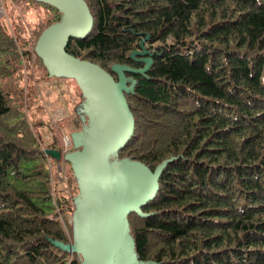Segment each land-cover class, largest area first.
Segmentation results:
<instances>
[{"label":"trees","instance_id":"trees-1","mask_svg":"<svg viewBox=\"0 0 264 264\" xmlns=\"http://www.w3.org/2000/svg\"><path fill=\"white\" fill-rule=\"evenodd\" d=\"M26 1L48 14L37 9L29 24L12 12L20 0H0V264H82L61 247L73 243L82 192L62 137L80 138L72 122L86 106L64 99L69 79L51 78L35 51L64 13ZM85 2L94 26L65 53L116 80L114 64L135 70L126 72L135 131L117 156L153 172L173 159L147 216L127 219L138 259L264 264V0ZM45 89L65 107L60 120Z\"/></svg>","mask_w":264,"mask_h":264},{"label":"water","instance_id":"water-1","mask_svg":"<svg viewBox=\"0 0 264 264\" xmlns=\"http://www.w3.org/2000/svg\"><path fill=\"white\" fill-rule=\"evenodd\" d=\"M37 1L60 8L65 16L63 22L43 31L35 46L36 54L51 78L78 80L85 96L98 104L97 112L90 114L94 113L92 123L75 140L84 141L82 149L67 154L65 159L71 163L76 179L87 186L88 192L81 190V195L86 196L93 185L110 187L104 196L94 195L95 200L88 207L76 210L73 243L61 247L79 254L82 264H146L136 255L127 219L132 213L147 216L142 208L155 199L161 176L173 159L163 162L154 172L138 161L119 159L117 154L135 131V119L126 98L132 91V80L126 72L135 70L114 64L111 71L118 76L116 80L102 67L65 53L71 38L84 39L94 26L85 0ZM64 9L69 11L68 16ZM144 61L148 62V69L152 61ZM129 240L134 252L127 259Z\"/></svg>","mask_w":264,"mask_h":264},{"label":"rangeland","instance_id":"rangeland-1","mask_svg":"<svg viewBox=\"0 0 264 264\" xmlns=\"http://www.w3.org/2000/svg\"><path fill=\"white\" fill-rule=\"evenodd\" d=\"M30 5L31 6H29V3L26 0H20V2H18V4L16 6L12 5L11 9H12L13 13L18 14L21 17L25 13L26 14L25 19H26L27 23H29V24L33 23V20L38 19V10L37 9L44 10L42 12L43 15L45 13L48 14L45 6H43L42 4H34V3L30 2ZM64 12H65L66 16L69 15L68 10L64 9ZM4 14H5V9H4L3 5L0 3V16H3ZM66 18H68V17H66ZM52 81L55 82V84L61 85L59 83L60 80L53 79ZM62 81L63 80H61V82ZM69 81H70V84L68 85V88L65 87L67 89V93H65L66 98L64 97V99H66L67 102H73L74 106L76 104H81L83 106H86V109L90 110L91 112H93V110H94V112L96 113L98 104L94 100L85 96L83 91H81L82 89L79 86L80 84H79L78 80L69 79ZM60 87L63 88L64 86H60ZM51 92L52 91L50 89H45L43 92L42 98L45 101V104H47L48 109H49V113L51 114L53 119H59L60 120L62 117H64L65 107L63 109L60 105H55V101H57L58 98L56 99L55 95L53 96ZM82 93L84 94L85 99H82ZM61 103L64 105L66 104L64 100L61 101ZM65 106H67V105H65ZM93 115H94V113H93ZM93 115L90 116V119H87L89 123H92ZM52 123H53V120H52ZM72 126H73V128H77V127L81 126V123H80L79 118L77 116L74 118V120L72 122ZM55 129L57 130V134L59 137L64 132L66 133V131L64 129L57 128V127H55ZM76 132H78V131H76ZM59 168L62 171V168L60 166H59ZM80 185H81V190H84V192L87 193L88 192L87 186L84 185L83 183H80ZM90 188H92V189L89 190V193L86 196L81 195L80 201L77 202L78 204L76 207L78 210L88 207L89 204L95 200L94 195L101 194L102 196H104L105 194H107L108 190L110 189L109 186L103 187V186H98V185L90 186ZM74 220H75V218L73 217L72 221H74ZM128 243H129V247L125 251L127 259H129V256H127V255H133L132 252H134L132 249V246L130 247L131 241L129 240Z\"/></svg>","mask_w":264,"mask_h":264},{"label":"built area","instance_id":"built-area-1","mask_svg":"<svg viewBox=\"0 0 264 264\" xmlns=\"http://www.w3.org/2000/svg\"><path fill=\"white\" fill-rule=\"evenodd\" d=\"M80 120H82L81 123H82L83 129H85L87 125V116L81 115ZM62 141H63L64 153L70 151L73 147L75 149H79V148H82L84 145V141H79L77 143L72 144L71 140L68 137H64V136L62 137Z\"/></svg>","mask_w":264,"mask_h":264},{"label":"crops","instance_id":"crops-1","mask_svg":"<svg viewBox=\"0 0 264 264\" xmlns=\"http://www.w3.org/2000/svg\"><path fill=\"white\" fill-rule=\"evenodd\" d=\"M64 117H65V115H64Z\"/></svg>","mask_w":264,"mask_h":264}]
</instances>
